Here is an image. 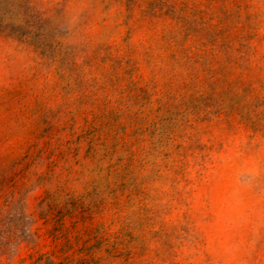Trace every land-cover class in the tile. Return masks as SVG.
<instances>
[{
  "label": "rangeland",
  "instance_id": "1",
  "mask_svg": "<svg viewBox=\"0 0 264 264\" xmlns=\"http://www.w3.org/2000/svg\"><path fill=\"white\" fill-rule=\"evenodd\" d=\"M0 264H264V0H0Z\"/></svg>",
  "mask_w": 264,
  "mask_h": 264
}]
</instances>
